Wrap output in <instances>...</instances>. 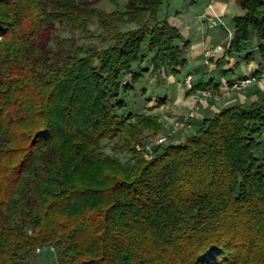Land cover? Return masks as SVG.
Listing matches in <instances>:
<instances>
[{"label": "trees", "instance_id": "trees-1", "mask_svg": "<svg viewBox=\"0 0 264 264\" xmlns=\"http://www.w3.org/2000/svg\"><path fill=\"white\" fill-rule=\"evenodd\" d=\"M168 1L0 0V264L43 246L56 264H264V103L225 106L150 158L159 118L122 111L147 73L187 63ZM240 3L230 50L264 39V0ZM94 16L110 45L50 46L57 20L90 32Z\"/></svg>", "mask_w": 264, "mask_h": 264}, {"label": "crops", "instance_id": "crops-1", "mask_svg": "<svg viewBox=\"0 0 264 264\" xmlns=\"http://www.w3.org/2000/svg\"><path fill=\"white\" fill-rule=\"evenodd\" d=\"M170 6L161 15L181 30L185 40L190 41L186 52L187 63L179 70L181 73L186 71L182 78H176L174 73L162 74L163 84L166 85L165 95L171 99L176 110H179L178 114H186L196 103L202 90H191L186 85L185 78L188 74L192 75L194 85L209 83L204 89L210 90L212 94L204 97L198 116L190 119L192 128L225 106L255 101L264 103V56L261 49L264 39L252 32L250 39L243 43L240 50L229 49L231 38L227 27L234 33V17L245 13L240 0H183L176 1L172 8ZM211 7L225 25H212L208 17L212 15ZM248 54L249 58L246 56ZM253 75L256 76L255 80L241 83V80ZM165 115L171 118L177 113L166 112ZM173 119L167 124L169 128Z\"/></svg>", "mask_w": 264, "mask_h": 264}, {"label": "rangeland", "instance_id": "rangeland-1", "mask_svg": "<svg viewBox=\"0 0 264 264\" xmlns=\"http://www.w3.org/2000/svg\"><path fill=\"white\" fill-rule=\"evenodd\" d=\"M82 2H87L93 4L94 6H98L106 11H111L116 8L124 9L125 3L127 0H80ZM182 2L183 0H170L165 2L161 7V13L167 9L168 5H171L172 8L175 3ZM90 32L83 31L80 29H75L71 26V24L67 20H57L56 27L54 31H52V38L50 39V46L53 49H57L60 46L70 47L72 44V40H68V38L75 39L78 45L82 46H92L97 48H102L110 45L113 40L108 38H104L105 31L100 24L99 20L96 16L89 22ZM186 73V71L174 73L176 78H182V75ZM159 72H149L145 75V77L137 84L136 88L133 89L130 93L125 95V98L128 102V105L122 109L123 112H146L156 115L160 122L161 127L159 129L148 128L145 130L143 134L144 140L146 142V146L144 147L145 156H151L152 148H154L155 144H158L157 141L160 137H166L163 143H168L171 141H179L184 139L187 134L190 132H194L196 127L192 128H178L175 127L176 120H183L187 117L192 109L195 108L196 103L185 113H179V110L173 106L171 99L165 95L166 85L163 84L164 80H162V75ZM130 78V75L127 76ZM163 81V82H162ZM187 85V84H186ZM188 86V85H187ZM194 86V84H193ZM189 87V86H188ZM196 88H193L194 90ZM198 89V88H197ZM202 89L200 91V95L203 93ZM210 91V90H209ZM165 95V96H164ZM214 95V94H213ZM199 98V97H198ZM198 100V99H197ZM204 102V101H203ZM203 102L200 104L198 111L201 109ZM198 111L195 117L198 116ZM166 112L177 113V115L172 121V125L169 128L167 124L170 121V116H166ZM186 115V116H185ZM183 116V117H182ZM169 117V118H168ZM118 140L117 139H105L103 140V148L114 154L118 155L123 160L129 158L130 154L126 152H122L118 148ZM162 143V144H163ZM138 144H140L138 142ZM141 145V144H140ZM137 146V145H136ZM139 149V148H138ZM148 158V157H147ZM57 263V251L50 246H43L41 249H37V252L30 257V264H56Z\"/></svg>", "mask_w": 264, "mask_h": 264}, {"label": "built area", "instance_id": "built-area-1", "mask_svg": "<svg viewBox=\"0 0 264 264\" xmlns=\"http://www.w3.org/2000/svg\"><path fill=\"white\" fill-rule=\"evenodd\" d=\"M211 11H212V15H210L208 17L211 19L212 25L213 26H217V25H221V24L225 25V22L221 19V17L219 15H217V13L213 10L212 7H211ZM227 30H228V33H229L230 38L232 39V37L234 36L233 31H231L230 29H228V27H227ZM228 44H230V42ZM192 78L193 77H192L191 74H188L186 76V78H185V83L189 87H192L193 86ZM255 78H256V76H254V75L253 76H250V77H248V78H246L244 80H241V83L242 84L243 83H248V82H250L252 80H255ZM241 83L239 85H241ZM211 95H212L211 94V91H209V90H203V93L200 96H198L199 98L197 100V104L195 105V108L190 111L189 115L187 117H185L183 120H176L175 121L174 124H175L176 129L183 128V127L184 128L185 127L190 128L191 125H192L190 119H192L193 117L196 116L197 111H198V109L200 107V104L204 101V97L211 96ZM165 138L166 137H160L158 139L157 143L158 144L163 143L165 141ZM137 147L138 148H141V145H137ZM147 157L150 158L151 156L150 155H147ZM38 249L40 250V248H38Z\"/></svg>", "mask_w": 264, "mask_h": 264}]
</instances>
